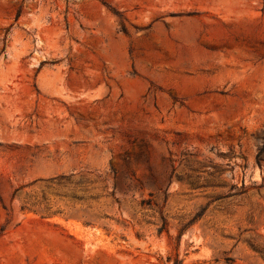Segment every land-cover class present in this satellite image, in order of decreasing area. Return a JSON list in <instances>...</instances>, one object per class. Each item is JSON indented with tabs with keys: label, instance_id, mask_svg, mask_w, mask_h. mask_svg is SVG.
<instances>
[{
	"label": "rangeland",
	"instance_id": "obj_1",
	"mask_svg": "<svg viewBox=\"0 0 264 264\" xmlns=\"http://www.w3.org/2000/svg\"><path fill=\"white\" fill-rule=\"evenodd\" d=\"M0 264H264V0H0Z\"/></svg>",
	"mask_w": 264,
	"mask_h": 264
}]
</instances>
